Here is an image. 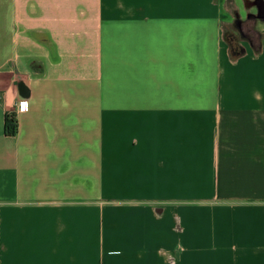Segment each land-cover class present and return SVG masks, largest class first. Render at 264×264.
I'll return each mask as SVG.
<instances>
[{
	"label": "crops",
	"instance_id": "0c3cea01",
	"mask_svg": "<svg viewBox=\"0 0 264 264\" xmlns=\"http://www.w3.org/2000/svg\"><path fill=\"white\" fill-rule=\"evenodd\" d=\"M226 6L0 0V264H264V17L234 57Z\"/></svg>",
	"mask_w": 264,
	"mask_h": 264
},
{
	"label": "rangeland",
	"instance_id": "374dc122",
	"mask_svg": "<svg viewBox=\"0 0 264 264\" xmlns=\"http://www.w3.org/2000/svg\"><path fill=\"white\" fill-rule=\"evenodd\" d=\"M256 6H258L259 8V4L257 2V0H254ZM238 5L241 6L242 8V12L241 15H237L236 13V9H235V5L234 3H236ZM226 8L228 7V11H226L224 13L225 18H227L230 21V25H226L225 26V35L228 38L231 35H234L237 39H242L240 32H239V28L242 27V31H244V34L250 38V39H254L255 41L257 40V36L255 35V29H256V25L258 23V21H260V17L254 19L253 17H248L249 13L244 8V5H242L243 3L241 2V0H226ZM234 5V6H233ZM233 7L235 10H233ZM254 10L253 9V13H251L252 15L254 14H259V11ZM227 20V21H228ZM254 37V38H253Z\"/></svg>",
	"mask_w": 264,
	"mask_h": 264
},
{
	"label": "trees",
	"instance_id": "16d2710c",
	"mask_svg": "<svg viewBox=\"0 0 264 264\" xmlns=\"http://www.w3.org/2000/svg\"><path fill=\"white\" fill-rule=\"evenodd\" d=\"M257 2H258L260 7H263L264 2L262 0H257ZM259 17L260 18L264 17V12L262 11V8L259 11ZM254 19H256V18H254ZM239 32H240V35L242 38L240 40L237 39L234 35H231L228 38L225 35V38H226V40L229 44V47H230V52H231L232 56H234V57H239L244 53V48L241 46V43H240L241 41H243V40L252 41V39L248 38L244 34V31H242V27L239 28ZM258 48L259 47L257 46L256 49H258ZM17 132H18V123H17L15 116L14 115H8L6 117V120H5V134L7 136L13 137V136L17 135Z\"/></svg>",
	"mask_w": 264,
	"mask_h": 264
},
{
	"label": "clouds",
	"instance_id": "9594fccd",
	"mask_svg": "<svg viewBox=\"0 0 264 264\" xmlns=\"http://www.w3.org/2000/svg\"><path fill=\"white\" fill-rule=\"evenodd\" d=\"M17 95H19L17 90L14 92L13 89L9 88L6 92V103L8 104V106H15L16 113L19 116L20 114H25L29 112L32 98L25 99L19 96V103L16 104L15 98Z\"/></svg>",
	"mask_w": 264,
	"mask_h": 264
}]
</instances>
